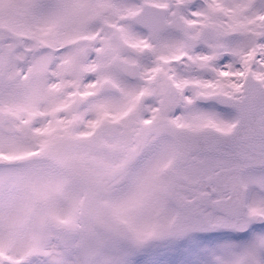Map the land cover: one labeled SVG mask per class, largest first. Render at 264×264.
<instances>
[{
	"label": "snow or ice",
	"instance_id": "1",
	"mask_svg": "<svg viewBox=\"0 0 264 264\" xmlns=\"http://www.w3.org/2000/svg\"><path fill=\"white\" fill-rule=\"evenodd\" d=\"M0 264H264V0H0Z\"/></svg>",
	"mask_w": 264,
	"mask_h": 264
}]
</instances>
